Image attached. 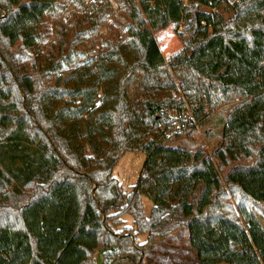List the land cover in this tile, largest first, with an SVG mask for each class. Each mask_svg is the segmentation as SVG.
Listing matches in <instances>:
<instances>
[{"label":"trees","instance_id":"1","mask_svg":"<svg viewBox=\"0 0 264 264\" xmlns=\"http://www.w3.org/2000/svg\"><path fill=\"white\" fill-rule=\"evenodd\" d=\"M121 2L128 46L110 42L60 70L72 52L63 43L43 65L18 59L40 49L60 0H0V264H97L96 254L139 264L137 243L179 228L196 264H264V0ZM108 5L94 4L75 37L97 29ZM181 21L189 38L165 60L153 31ZM44 72L56 75L44 82ZM223 105L216 161L170 143L190 135L182 112L201 124ZM133 150L144 173L126 191L112 169ZM224 188L238 217L222 212Z\"/></svg>","mask_w":264,"mask_h":264},{"label":"rangeland","instance_id":"2","mask_svg":"<svg viewBox=\"0 0 264 264\" xmlns=\"http://www.w3.org/2000/svg\"><path fill=\"white\" fill-rule=\"evenodd\" d=\"M81 1L83 6L70 0H60V4L64 5V7H57L56 13L48 14L45 18L43 24L44 37L40 49L35 53L25 51L19 53V61L30 68L33 60L43 65L45 59L50 58L49 53H52L54 56L60 53L58 45L59 43H63L62 55H66L69 48L72 49V52L69 50L68 64L63 62L61 66L60 70H64L67 67H72L75 63H83L87 59L96 57L104 49L110 47V42L113 44L121 43L125 47L128 46L127 23L130 20L129 9L122 5L121 0H108V9L100 26L95 30L78 34L75 37L78 30L90 24L92 16L96 12L93 5L101 3V0ZM201 10L210 13L212 8L203 6ZM217 11L225 18L230 17L231 12L224 11L222 8H218ZM153 35L165 60L170 59L176 54L183 46L184 41H187L189 38V33L182 21L154 30ZM43 75H46L42 76L45 82L51 81L56 73L51 72L49 74L48 72H44ZM230 108L231 105L221 106L201 124L194 120L190 110H185L180 117L187 124L186 126H190V135L174 136L170 134V143L191 150L199 149L214 161L213 153L221 142L222 118ZM174 116L176 122L172 131H177L180 120L176 114ZM145 160L146 156L141 151H126L114 165L112 175L120 181L126 191H130L139 177L143 175ZM250 162L251 160L245 159L242 161V164L247 165ZM221 170L225 171L226 169L221 167ZM56 195L59 197L60 194L57 193ZM233 196L234 194L230 189L224 188L219 195V199L224 198L225 201L222 202L221 208H223L222 212L238 217ZM142 203L144 213L148 216L153 203L146 196H142ZM123 219L126 225L130 224L131 217L129 215H123ZM186 236L185 228H179L163 238L154 239L150 244H144L145 246L137 243V246L145 251L139 264H196V251L188 245ZM138 241H146V236H139ZM95 257L96 263L101 264L99 254H96ZM117 264L131 263L122 260Z\"/></svg>","mask_w":264,"mask_h":264},{"label":"built area","instance_id":"3","mask_svg":"<svg viewBox=\"0 0 264 264\" xmlns=\"http://www.w3.org/2000/svg\"><path fill=\"white\" fill-rule=\"evenodd\" d=\"M185 1V0H184Z\"/></svg>","mask_w":264,"mask_h":264}]
</instances>
